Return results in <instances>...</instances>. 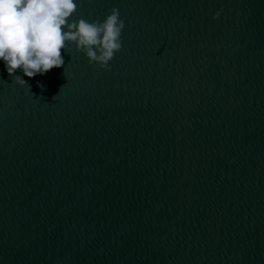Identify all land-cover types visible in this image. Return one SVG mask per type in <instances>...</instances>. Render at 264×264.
<instances>
[{
	"label": "water",
	"instance_id": "water-1",
	"mask_svg": "<svg viewBox=\"0 0 264 264\" xmlns=\"http://www.w3.org/2000/svg\"><path fill=\"white\" fill-rule=\"evenodd\" d=\"M76 3L122 50L0 61V264H264V0Z\"/></svg>",
	"mask_w": 264,
	"mask_h": 264
},
{
	"label": "clouds",
	"instance_id": "clouds-1",
	"mask_svg": "<svg viewBox=\"0 0 264 264\" xmlns=\"http://www.w3.org/2000/svg\"><path fill=\"white\" fill-rule=\"evenodd\" d=\"M76 10V0H0V61L16 84L27 85L15 75L17 70L33 78L61 68L62 50L69 43L90 65L109 70L110 61L122 50L125 21L119 10L113 7L102 22L73 21Z\"/></svg>",
	"mask_w": 264,
	"mask_h": 264
}]
</instances>
